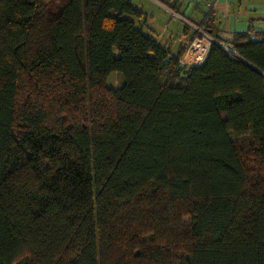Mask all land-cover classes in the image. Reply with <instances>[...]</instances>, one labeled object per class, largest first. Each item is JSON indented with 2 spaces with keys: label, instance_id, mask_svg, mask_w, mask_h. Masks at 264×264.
Returning <instances> with one entry per match:
<instances>
[{
  "label": "trees",
  "instance_id": "1",
  "mask_svg": "<svg viewBox=\"0 0 264 264\" xmlns=\"http://www.w3.org/2000/svg\"><path fill=\"white\" fill-rule=\"evenodd\" d=\"M145 18L0 0V264H264V35L182 64Z\"/></svg>",
  "mask_w": 264,
  "mask_h": 264
},
{
  "label": "crops",
  "instance_id": "2",
  "mask_svg": "<svg viewBox=\"0 0 264 264\" xmlns=\"http://www.w3.org/2000/svg\"><path fill=\"white\" fill-rule=\"evenodd\" d=\"M154 1L172 15H177L180 20L182 16L197 22H201L207 18L215 35L223 40L222 43H229L236 33H245L252 38H259V35H264V0H257L256 2H251L250 0ZM136 2L134 4L141 7L146 13V18L139 19L138 23L158 43L170 48L174 54L181 48L189 46L194 34L189 35L185 30L184 33L182 32L179 36L175 37L174 33H169L164 27H161L163 24L157 21L156 15L148 11L141 1ZM237 2L239 5H242L241 9L244 7L240 11V14L233 11V5ZM169 5L173 6L176 10L172 9ZM183 22L186 23L184 20ZM185 28L187 29V26Z\"/></svg>",
  "mask_w": 264,
  "mask_h": 264
},
{
  "label": "rangeland",
  "instance_id": "3",
  "mask_svg": "<svg viewBox=\"0 0 264 264\" xmlns=\"http://www.w3.org/2000/svg\"><path fill=\"white\" fill-rule=\"evenodd\" d=\"M136 1H141L145 5L146 9H148V11H150V12H152V14L156 15L157 21L162 23L163 25H165V26L161 25V27H164V29H166L167 32H169V33H174L175 37L179 36L182 32L184 33L185 30H186V33L189 35H192V34L196 35V28L194 27V25L184 23L183 20L182 19L180 20L177 15H172L169 11H167L164 7L160 6V4H158L154 0H132V3L133 4L137 3ZM250 1L256 2L257 0H250ZM241 6L242 5H239L238 2L235 3L233 5L234 13L240 14V11L242 9H244V7H242V9H241L240 8ZM137 22H138V20H137ZM185 24L189 25L190 28L186 29ZM124 82H125V79H124L123 74L121 72H118V71L112 72L109 75L108 80H107L108 85L113 87V88L121 87L124 84ZM184 221L188 223L190 221V217L185 216Z\"/></svg>",
  "mask_w": 264,
  "mask_h": 264
},
{
  "label": "built area",
  "instance_id": "4",
  "mask_svg": "<svg viewBox=\"0 0 264 264\" xmlns=\"http://www.w3.org/2000/svg\"><path fill=\"white\" fill-rule=\"evenodd\" d=\"M182 19L186 23L194 25V27L196 28V37L194 36L195 38L192 40V43L188 46L187 50L180 58V62L182 64L202 63L206 58L211 43L213 41H216V38H214L209 32H207L202 25L199 26L196 23L192 22L193 20L191 21L184 16H182ZM222 46L231 55L238 56L230 43H222Z\"/></svg>",
  "mask_w": 264,
  "mask_h": 264
},
{
  "label": "water",
  "instance_id": "5",
  "mask_svg": "<svg viewBox=\"0 0 264 264\" xmlns=\"http://www.w3.org/2000/svg\"><path fill=\"white\" fill-rule=\"evenodd\" d=\"M216 42L219 43L220 45H222V42H220L219 40L216 39Z\"/></svg>",
  "mask_w": 264,
  "mask_h": 264
}]
</instances>
